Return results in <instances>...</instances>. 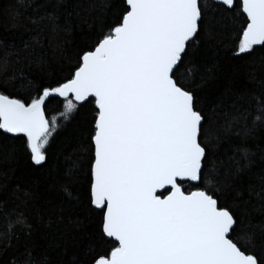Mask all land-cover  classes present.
Wrapping results in <instances>:
<instances>
[{
	"label": "snow or ice",
	"instance_id": "1",
	"mask_svg": "<svg viewBox=\"0 0 264 264\" xmlns=\"http://www.w3.org/2000/svg\"><path fill=\"white\" fill-rule=\"evenodd\" d=\"M7 21L0 137L20 143L0 152L44 171L80 117L84 139L52 180L93 225L87 264H264V57L247 74L259 94L229 80V109L201 95L224 71L221 33L233 59L264 47V0H14ZM14 213H0L6 249L33 231ZM33 251L25 264H51Z\"/></svg>",
	"mask_w": 264,
	"mask_h": 264
},
{
	"label": "trees",
	"instance_id": "2",
	"mask_svg": "<svg viewBox=\"0 0 264 264\" xmlns=\"http://www.w3.org/2000/svg\"><path fill=\"white\" fill-rule=\"evenodd\" d=\"M14 0H0V36L8 35L7 9ZM222 42L218 55L224 71L220 73V82L210 84L201 95L206 96L212 106H220L229 109L231 98L223 96L226 92L225 83L231 81L233 94H239L247 89L259 94L258 81L253 82L248 78L249 71H259L250 65H258L259 59L264 57V47L256 46L253 56L245 59H233V41L231 33H221ZM70 41L78 43L79 32ZM73 45H69L71 52ZM66 66V64H65ZM235 67V72H230ZM258 79H264V72H259ZM19 84H9L7 91L15 94ZM0 90H5L0 87ZM223 100V104L219 102ZM48 115L57 114L61 110L59 100L53 99L48 105ZM84 122L88 119L87 109L81 112ZM80 117L72 121L66 127H62L53 137L49 149L50 160L46 170L35 172L23 158L15 163L6 162L3 152L11 147L18 146L20 141H7L0 137V213L23 212L29 223L33 225L32 235L19 233L18 241H14L12 247L5 248L6 241L0 239V264H25V258L29 251L33 250L34 257L47 256L51 264H70L73 257H77L83 264H87L86 252L91 242L93 225L87 215L84 206L77 205L67 199L63 193L53 189L55 181L53 176H63L65 171V157L75 149L84 139L82 127L78 128ZM2 131V130H0ZM264 139V138H261ZM264 147V144H261ZM51 171H47V169ZM47 176V179L45 178ZM82 194V186L75 184L73 193ZM30 194V198L25 197ZM15 214V213H14ZM51 221V224H49ZM79 221V223H74ZM7 223L3 215H0V228Z\"/></svg>",
	"mask_w": 264,
	"mask_h": 264
}]
</instances>
